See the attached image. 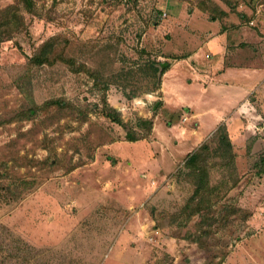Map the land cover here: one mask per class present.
<instances>
[{
    "label": "rangeland",
    "instance_id": "374dc122",
    "mask_svg": "<svg viewBox=\"0 0 264 264\" xmlns=\"http://www.w3.org/2000/svg\"><path fill=\"white\" fill-rule=\"evenodd\" d=\"M15 2L22 26L0 42V264H264V134L229 148L214 132L196 147V123L182 132L150 76L182 10L213 2L0 0V11Z\"/></svg>",
    "mask_w": 264,
    "mask_h": 264
},
{
    "label": "crops",
    "instance_id": "0c3cea01",
    "mask_svg": "<svg viewBox=\"0 0 264 264\" xmlns=\"http://www.w3.org/2000/svg\"><path fill=\"white\" fill-rule=\"evenodd\" d=\"M211 1L216 8L182 10L186 17L172 24L174 35L161 56L169 67L154 92L164 107L182 111V132L191 133L188 124L196 123V147L220 125L231 144L236 134L245 141L248 131L264 134V0L234 12L223 0Z\"/></svg>",
    "mask_w": 264,
    "mask_h": 264
},
{
    "label": "trees",
    "instance_id": "16d2710c",
    "mask_svg": "<svg viewBox=\"0 0 264 264\" xmlns=\"http://www.w3.org/2000/svg\"><path fill=\"white\" fill-rule=\"evenodd\" d=\"M23 2L24 6H30L31 0H20ZM19 5L18 2L14 4L8 5L0 11V42L7 39L12 32L22 25V17L19 16ZM52 45V41H47L40 47V50L31 57V61L34 64H41L48 60V53L43 52L45 47ZM169 67V64L159 63V68L151 67V77L156 78V84L153 86L157 89L160 85V77L163 72ZM154 90V89H153ZM145 121V120H144ZM143 121V122H144ZM151 123L149 124V129L151 128ZM217 133L222 135L223 140H226L228 143V147H231V143L227 138V134L225 132L224 126L220 125L216 130ZM198 157V152H190L187 154L184 160V167H191V165L195 164V160ZM263 161V159H262Z\"/></svg>",
    "mask_w": 264,
    "mask_h": 264
},
{
    "label": "built area",
    "instance_id": "2783aa9c",
    "mask_svg": "<svg viewBox=\"0 0 264 264\" xmlns=\"http://www.w3.org/2000/svg\"><path fill=\"white\" fill-rule=\"evenodd\" d=\"M161 15H163V17H165L166 16V13H162Z\"/></svg>",
    "mask_w": 264,
    "mask_h": 264
}]
</instances>
